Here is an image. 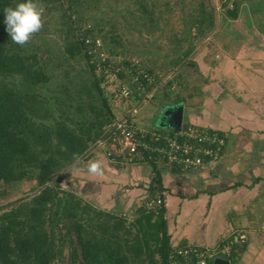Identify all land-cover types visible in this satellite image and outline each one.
<instances>
[{
  "label": "trees",
  "instance_id": "1",
  "mask_svg": "<svg viewBox=\"0 0 264 264\" xmlns=\"http://www.w3.org/2000/svg\"><path fill=\"white\" fill-rule=\"evenodd\" d=\"M73 1L78 3L36 0L62 7V17L66 18L61 24L65 59H82L85 63L78 73L65 70L63 75H57L60 80L51 88L53 77L45 71L46 63L40 61L38 53L15 44L5 31L4 9L15 8L24 0H0V35L7 33L6 39L0 36V186L36 182L34 193L0 206V264H168L173 246L164 204L157 212L140 204L131 221L136 229L131 232L123 225L126 217L97 208L59 182L61 171L77 163L73 153L79 155V160L84 159L115 115L97 74L103 62L86 53L84 41L74 32L68 14L76 12ZM241 1L229 0L231 10L228 3L225 5L228 19L238 18ZM248 5L260 19L261 1ZM199 14L194 19L199 33L212 32L213 11L204 9ZM250 16L246 14L247 19ZM88 25L89 28L84 26L83 36L99 37L110 55H125L104 46L106 33ZM259 31L264 34V27ZM193 49H185L176 63ZM78 76L83 78L73 91L66 80ZM165 96L169 98L167 93ZM148 190V198L163 190L158 172ZM0 193L5 195L6 189H0ZM127 235H131L129 240L121 238ZM238 250L227 257L231 264Z\"/></svg>",
  "mask_w": 264,
  "mask_h": 264
},
{
  "label": "crops",
  "instance_id": "2",
  "mask_svg": "<svg viewBox=\"0 0 264 264\" xmlns=\"http://www.w3.org/2000/svg\"><path fill=\"white\" fill-rule=\"evenodd\" d=\"M256 2L242 0L236 19H228L223 10L200 50L190 53L200 73H155L170 76L168 90L182 94L174 101L181 103L183 124L226 139L218 161L189 171L155 170L161 177L171 245L216 247L244 233L232 264H264V34L259 31L264 17L257 19L248 5ZM228 8L233 9L231 3ZM188 77L197 79L190 82ZM134 123L146 130L163 128ZM93 160L103 163V176L87 172ZM153 169L150 163L115 164L102 152L89 151L76 163L72 180L75 192L94 206L134 218L149 195Z\"/></svg>",
  "mask_w": 264,
  "mask_h": 264
},
{
  "label": "rangeland",
  "instance_id": "3",
  "mask_svg": "<svg viewBox=\"0 0 264 264\" xmlns=\"http://www.w3.org/2000/svg\"><path fill=\"white\" fill-rule=\"evenodd\" d=\"M228 1L78 0L76 4L73 1L76 12L73 14L68 11V14H71L76 34L82 32L83 27L91 23L95 28L106 33L104 46L141 60L154 73H200L195 64L196 60L193 57L190 58L191 55L177 63L176 59L180 58L188 47H197V51L200 50V42L207 32L199 33L198 25L194 22V19L199 17V13L204 9L213 11L215 27L222 19L220 15H223ZM257 1H261V5L264 6V0ZM41 5L44 7L43 27L40 32L34 34L29 43L24 45V49H27L28 52H37L40 61L46 63L44 69L52 75L51 88H54L60 80L57 75H63L65 70L71 74L78 73V70L85 67V63L82 59H65L67 56L64 53L65 36L61 31L64 27L61 24L66 18L62 17V7L59 4ZM258 16L262 19L264 11H261ZM234 26L235 24H233ZM0 36L6 39L7 33L4 32ZM111 36L113 37L112 41H110ZM194 57L199 59V52ZM165 76L160 78L166 79ZM81 78L83 76L70 77L66 80V85L76 91ZM195 78L188 77L190 82L195 81ZM191 84L189 83L188 86ZM183 86L184 84L180 87ZM168 88V83H163L153 99L141 104L135 113L134 121L137 123L141 121V124L147 127H158L159 124H162L163 128L176 126L177 114L181 113V103L175 102L174 99L181 97L182 94L175 93L173 90L169 91ZM166 93L169 98H166ZM77 96L78 94L75 95V97ZM108 102L111 104L112 111H116L115 103L112 100ZM166 110L170 111L169 115L165 114ZM75 166L76 162L59 174L61 176L59 182L65 189L75 191L72 180ZM35 187L34 180L22 181L12 187L1 185L0 189L5 188L6 194L0 193V206L31 195L36 191ZM124 217L126 218L123 225L131 229V232L135 231V226L131 225L133 216L125 215ZM125 237L129 240L131 235L121 236V238ZM122 241L126 242L127 240ZM64 247V254L67 255L68 248L66 245Z\"/></svg>",
  "mask_w": 264,
  "mask_h": 264
},
{
  "label": "built area",
  "instance_id": "4",
  "mask_svg": "<svg viewBox=\"0 0 264 264\" xmlns=\"http://www.w3.org/2000/svg\"><path fill=\"white\" fill-rule=\"evenodd\" d=\"M78 35L84 41L86 53L103 62L97 67L100 85L108 101L112 100L115 110H119L89 151L102 152L109 161L119 165L150 163L154 165L153 175L160 166L189 171L221 158L226 139L216 132L182 122L157 130L136 126L134 117L138 107L153 99L169 77L158 78L134 57L110 55L99 37L83 36L82 32ZM141 204L157 212L164 204L163 191L146 197ZM245 238L241 233L222 240L216 247H173L168 264H211L216 257L227 258L232 251H237L235 246Z\"/></svg>",
  "mask_w": 264,
  "mask_h": 264
},
{
  "label": "clouds",
  "instance_id": "5",
  "mask_svg": "<svg viewBox=\"0 0 264 264\" xmlns=\"http://www.w3.org/2000/svg\"><path fill=\"white\" fill-rule=\"evenodd\" d=\"M43 13L44 7L36 0H24V2L18 3L15 8H5V31L15 44L23 47L31 41L34 34L41 31ZM73 160L78 161L79 155L73 153ZM87 172L93 176H103L104 165L100 160L90 161L87 164Z\"/></svg>",
  "mask_w": 264,
  "mask_h": 264
},
{
  "label": "water",
  "instance_id": "6",
  "mask_svg": "<svg viewBox=\"0 0 264 264\" xmlns=\"http://www.w3.org/2000/svg\"><path fill=\"white\" fill-rule=\"evenodd\" d=\"M181 110H182V106H181ZM170 111L169 110H166L165 111V114L166 115H169ZM182 122V111L181 113L177 114V124L176 126H178L179 124H181ZM160 126H163L162 124H159ZM172 125V124H170ZM213 264H231L230 263V260L227 259V258H221V257H216L214 260H213Z\"/></svg>",
  "mask_w": 264,
  "mask_h": 264
}]
</instances>
